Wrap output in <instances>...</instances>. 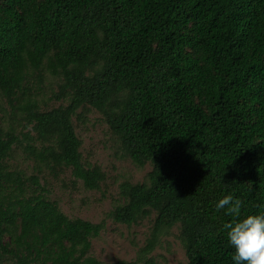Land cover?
<instances>
[{
  "label": "trees",
  "instance_id": "obj_1",
  "mask_svg": "<svg viewBox=\"0 0 264 264\" xmlns=\"http://www.w3.org/2000/svg\"><path fill=\"white\" fill-rule=\"evenodd\" d=\"M59 78L66 104L46 107L36 84ZM41 86H39L40 88ZM0 264H104L91 253L104 222L70 217L39 175L8 159L29 128L35 162L70 168L88 188L105 173L85 164L74 124L102 113L135 163L114 220L155 213L134 261L174 226L186 264H235L216 204L242 201L239 219L264 213V0H0ZM13 118V117H12Z\"/></svg>",
  "mask_w": 264,
  "mask_h": 264
},
{
  "label": "rangeland",
  "instance_id": "obj_2",
  "mask_svg": "<svg viewBox=\"0 0 264 264\" xmlns=\"http://www.w3.org/2000/svg\"><path fill=\"white\" fill-rule=\"evenodd\" d=\"M59 78L45 73L43 81L36 84L37 95L46 107L66 104L67 100L54 93L59 91ZM39 86H41L39 88ZM8 108L6 100L2 107ZM10 115L17 126L21 143L14 145L8 161L12 167L22 169L27 175H39L40 184L61 210L70 217H82L92 222H104L101 233L92 239L91 253L104 264L119 261H134L140 249L147 244L155 213L137 222L128 224L113 219L111 211L123 201L120 187L125 181L141 182L147 178L151 164L140 166L125 151L120 139L112 132L101 112L93 107L80 108L74 116L77 134L82 139L81 151L85 164H98L105 173L98 188H88L83 180L76 179L70 168L53 169L35 162L24 145L26 137L21 130H28L25 121ZM13 117V118H12ZM149 264H186L187 255L179 237V227L174 226L161 236L155 248L148 254ZM144 264V261H139Z\"/></svg>",
  "mask_w": 264,
  "mask_h": 264
},
{
  "label": "clouds",
  "instance_id": "obj_3",
  "mask_svg": "<svg viewBox=\"0 0 264 264\" xmlns=\"http://www.w3.org/2000/svg\"><path fill=\"white\" fill-rule=\"evenodd\" d=\"M241 207L242 201L231 194L216 204L217 211L226 208V214L236 218L223 226L228 242L234 248L232 260L235 264H264V213L239 219Z\"/></svg>",
  "mask_w": 264,
  "mask_h": 264
}]
</instances>
